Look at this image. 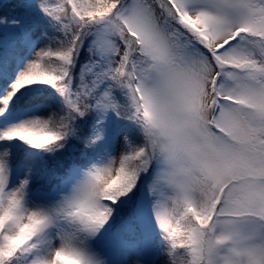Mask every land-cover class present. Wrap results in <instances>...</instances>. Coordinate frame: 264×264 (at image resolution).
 Returning <instances> with one entry per match:
<instances>
[{
	"label": "rangeland",
	"instance_id": "374dc122",
	"mask_svg": "<svg viewBox=\"0 0 264 264\" xmlns=\"http://www.w3.org/2000/svg\"><path fill=\"white\" fill-rule=\"evenodd\" d=\"M65 1L72 8L73 2L81 7L80 0ZM254 10L253 0H130L123 11L145 51L144 62L149 63L138 75L137 87L146 117L153 122L146 132L157 130L154 142L160 151L152 172L160 191L148 215L155 230L154 243L147 241V247L83 241L73 230L75 219L62 216L71 207L108 208L102 189L133 152L134 144L124 131H118L110 88L102 114L111 143L101 172L80 175L74 171L72 181L64 184L66 195L62 191L34 193L26 168L14 169L7 161V150L0 146V222L10 213L16 216L10 234L43 224L35 264H62L60 256L69 253L99 264H176L173 234L189 204L195 205L206 222L215 224L217 239L212 242L218 247L210 264H264V141L257 143L253 135L256 122L264 132V119H260L264 117V89L252 76L236 70H231V81H227L228 70L226 79L219 80L212 53L200 45L189 51L183 32L176 39L172 34L181 26L180 20H191L208 28L210 45L220 48L225 63L240 64L253 54L254 46L234 36L239 27L254 25ZM259 10L258 17L264 16V9ZM70 15L81 22L73 12ZM16 20L20 21L18 16ZM28 24L34 50L20 77L38 66L49 43L41 28ZM185 24L179 29H185ZM107 31L98 35V46L114 70L125 54L128 35L117 24H110ZM214 87L218 93H213ZM6 112L5 104H0V118ZM51 115L50 106L31 110L0 124V136L40 130Z\"/></svg>",
	"mask_w": 264,
	"mask_h": 264
},
{
	"label": "trees",
	"instance_id": "16d2710c",
	"mask_svg": "<svg viewBox=\"0 0 264 264\" xmlns=\"http://www.w3.org/2000/svg\"><path fill=\"white\" fill-rule=\"evenodd\" d=\"M129 2L80 0L81 7L73 2L72 8L65 0H44L39 4L38 0H0V104L4 103L7 110L0 124L11 122L31 108H52L49 121L40 130L5 132L0 136V146L7 150V161L16 170L26 168L34 193L61 190L65 195L64 180L74 171L86 175L101 172V159L111 143L102 114L106 91L110 88L115 97L117 128L134 144L133 152L102 189L108 208L94 211L71 207L63 216L75 219L73 229L82 240L116 246L137 243L145 233L151 232L148 215L160 191V185L152 180L155 154L160 152L154 142L157 130L146 132L153 122L146 117L137 87L138 75L149 63L144 62L145 51L129 26V18L123 16ZM253 3L254 25L239 27L234 37L254 46L253 54L240 64L225 63L219 55L220 48L210 45L208 28L199 27L191 20H180L181 26H176L172 34L176 39L182 31L189 51L200 45L212 53L219 80L226 79L228 70L227 81H231V70H236L252 76L264 89V16L258 17L259 9H264V0H253ZM33 5L37 8L33 9ZM72 12L80 23L73 20ZM17 16L20 21L16 20ZM27 18L42 29L49 43L38 66L20 77L34 50ZM182 22L186 23L185 29H179ZM110 24L121 26L128 35L125 54L114 70H110L98 46V35L107 33ZM16 82L19 85L11 89ZM213 93H218V89L214 87ZM227 100L233 102L230 97ZM261 126L256 122L253 132L257 143L264 141ZM15 219L10 213L0 222V264H33L28 254L32 246L41 242L43 226L10 234L8 229ZM179 220L181 224L173 234L176 264H210L218 247L212 242L217 239L215 224L206 222L192 204L185 207ZM62 264L94 263L74 254L63 255Z\"/></svg>",
	"mask_w": 264,
	"mask_h": 264
},
{
	"label": "bare ground",
	"instance_id": "6f19581e",
	"mask_svg": "<svg viewBox=\"0 0 264 264\" xmlns=\"http://www.w3.org/2000/svg\"><path fill=\"white\" fill-rule=\"evenodd\" d=\"M33 109H35V108H31V109H30V111H31V110H33ZM143 243H144V244H146V242H145V241H143Z\"/></svg>",
	"mask_w": 264,
	"mask_h": 264
}]
</instances>
